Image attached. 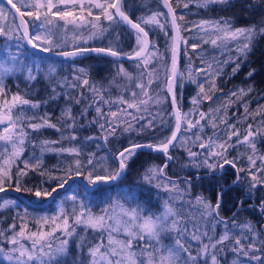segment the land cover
<instances>
[{
  "label": "snow or ice",
  "instance_id": "6c2138e0",
  "mask_svg": "<svg viewBox=\"0 0 264 264\" xmlns=\"http://www.w3.org/2000/svg\"><path fill=\"white\" fill-rule=\"evenodd\" d=\"M227 2L228 0H204L205 5ZM126 3L127 0H6V7H0V46L15 49V52L10 54L11 66H8L7 62L0 65V193L6 195L7 191L12 189L16 193L31 194L39 200L54 198L53 194L57 193L58 189H64L75 177H85L87 184L93 187L113 183L119 180L129 168V163L137 149L147 147L165 154L168 160H172L169 154L170 148L180 145L186 147L190 166L195 167L198 172L203 169L204 176L213 182L214 189L219 186V191H214L216 203L212 204L203 196L195 198L200 219L205 223L203 225L193 223L190 230L187 222H184V205L187 203L191 206L192 202L185 201L184 197L191 194L192 177L186 178L182 182L185 186L181 188L179 183L164 176L163 169L168 166L165 163L163 167L149 169L144 177L149 185L156 180L155 187H162L165 192L172 194L169 200L165 201L164 212L160 215L142 214L139 206L124 209L119 201H116V206L121 208L119 215L109 214L106 209L102 214L96 215L91 212L88 205L73 195L71 209L61 207L55 215L38 217L32 222V227H29L30 222L25 217L17 216L6 228L0 229V240L3 241L0 253H4L5 258L14 264H66L62 258L70 254V242L74 243V237H79L81 241L84 239L77 233L79 227L81 232L92 229L100 234L99 241L90 244L87 249L89 264H209V260L211 264H221L217 253H224L225 247L237 255V259L233 260L232 264H244L246 260L264 264V258L257 254L262 249L257 247L256 239L246 233L230 235L231 229L228 228V222L219 216L221 202L228 191L219 184V181L223 179L225 166H230L235 170L234 184L239 185L246 182L249 197L256 191L264 189V154H256V137L264 136V133L254 129L252 123H247L246 130L241 135V130L237 126L239 121L228 123L223 115L214 114L221 112L219 108L210 109L208 113L189 111L183 114L176 108L172 113L175 123L170 128V136L158 138L156 144L132 143L118 149L113 154L114 167L106 165L107 157L96 159L95 153L82 158V151L76 146H61L56 149L61 154L67 153L69 157L75 158L70 159L63 168L53 169L48 173L40 168V157H24L28 130L37 131L45 126L56 128L55 124L44 117L24 116V106L35 109L39 107V104L18 93L9 96L4 83L5 78L14 70L26 71L29 81L37 80L38 66L34 72L33 68L26 64V58L34 55L36 51L51 53L73 62L88 53L126 58L137 62L136 67L141 69L140 80L136 83L139 91H132L128 99L120 97L116 102L115 110H112V102L104 100L102 93L90 85L84 68H79V74L72 77L75 82L71 83L70 87L88 86L89 91L100 95V100L96 103L97 115L93 118V123L98 126L99 138L105 143L110 137H116L118 128L123 132L132 130L133 125L130 121L137 123L142 121L141 130L154 129L158 123L161 125L165 123L164 117L159 112L153 115L150 111L153 104L159 105L168 97L160 98L151 94V85L158 73L155 69L152 71H146V69L150 61L158 57L159 49L150 41L149 31L142 27V23L144 25L153 23L163 27L157 17L165 14L153 13L147 19L138 22L129 14ZM163 4L167 8L166 20L171 26L173 35L171 44L166 50L170 55L159 58L164 60L165 65L170 60V67L165 68L164 82L167 93L171 94L172 105L175 108L174 84L177 79H187L197 85V96L192 99L194 105L201 100H212V95L209 93L217 90L216 79L223 74V66L229 62L235 64L232 69L234 74L239 70L240 64L231 57L228 60L209 62L196 50L202 49L203 44L218 48L226 47L227 44L238 41L243 36L245 42L237 49L241 56L236 58L237 60L242 59L243 55L250 50L253 33L257 30L232 28L229 21H217L214 24L201 21L200 25L194 27L203 32L204 36L188 45L187 39L181 35L180 22L184 21V14L177 12L180 0H176V7L173 6V0H163ZM188 7V3L183 4L184 9ZM9 16L11 20L8 19ZM102 18L103 21L108 22V27L103 26ZM114 25L126 26L130 30L129 34L133 36L136 43V47L131 52H124L119 48L122 33L117 32ZM203 25H208L214 31H209ZM69 26L73 30L93 29L88 39L103 40L107 35L109 40H115V46L87 47L82 43H77L71 50H58L61 48V42L56 39L57 34L61 29L67 30ZM183 30L190 31V28L184 25ZM259 31L264 34V28ZM77 35H79L78 31ZM181 43L185 47H190L200 61V66L194 67L189 57L186 74L178 71ZM48 71L52 74L56 73L57 69L50 67ZM118 73L129 80L133 79V74L124 69L123 65L119 66ZM248 75H253V72H249ZM65 79L67 81V78ZM205 84L208 85V92L205 90ZM240 92L243 93L244 90L240 89ZM236 95L235 91L230 93L231 97ZM81 97L83 98L82 93ZM75 102L80 103V100ZM102 104L110 105L107 112L104 111ZM244 112L248 113L246 105ZM66 114L70 118L66 121L67 128L72 129L66 138L70 142L77 141L76 125L71 119L70 108L66 109ZM255 114L261 115L259 111ZM36 119L41 120V123L34 122ZM182 123L183 133L196 130L193 132L195 140L182 133ZM122 124L127 127L121 128ZM219 124H223L224 127L217 131ZM208 126L211 127L213 135H202L201 133ZM86 139L94 140L97 137L89 136ZM260 142L264 143V139ZM49 143L45 141L41 144L42 151L49 150L47 148ZM241 144H248L253 153L244 157L247 162L246 166L241 165V157L232 155V150ZM193 147L198 150H192ZM98 167L100 171H97ZM30 171L38 172L40 176L46 178L29 187V181H25L24 178ZM240 173L244 176L242 177ZM162 176H164L163 183L160 179ZM196 178L201 177L196 176ZM49 181H54V184ZM64 203L66 201H61V204ZM238 203L243 205L246 201H238ZM12 205L18 206L15 199L0 201V209ZM260 210L264 211V196L260 197ZM25 215H27V209H25ZM17 219L20 220L19 226L15 222ZM220 223H223L225 227L223 234L218 237L209 235L210 232H215L216 225ZM232 224L235 227V220ZM245 228L249 232L254 231L251 225H245ZM173 232L176 233L175 239L164 244L163 235ZM57 233L60 235L58 236ZM105 233L107 234L106 241ZM119 236H123V239L118 238ZM190 241L197 242L195 254ZM261 244L264 245V238H261ZM8 245L11 247H7ZM220 245H225V247H218ZM81 264H83L82 261Z\"/></svg>",
  "mask_w": 264,
  "mask_h": 264
},
{
  "label": "trees",
  "instance_id": "16d2710c",
  "mask_svg": "<svg viewBox=\"0 0 264 264\" xmlns=\"http://www.w3.org/2000/svg\"><path fill=\"white\" fill-rule=\"evenodd\" d=\"M184 3H188L189 7L187 9L183 8ZM173 6L176 7V0H173ZM126 8L132 18L138 22L147 19L153 13L165 14L157 17L160 23L163 24V27L153 23L147 25L142 23V26L145 27L146 31H149L150 41L159 49L158 57L152 59L146 69V71L155 69L158 73L151 85V94L160 98L168 97L164 81L166 78L165 68L170 67V60L165 65L164 60L159 58L160 56L170 55L166 50L171 44L172 33L170 24L166 20V10L160 0H127ZM177 12L184 14V21L180 22L182 25L181 35L187 39L188 45L204 36L203 32L194 27L195 25H200L201 21H208L210 24H214L217 21H229L232 28H251L257 30L253 33L250 50L247 54L243 55L242 59L237 60L236 58L241 56L237 49L242 47L245 42L243 36L238 41L227 44L226 47L218 48L210 44H203L202 49L196 50L206 57L209 62L228 60L231 57L236 63L240 64V67L233 74L232 69L235 67V64L229 62L224 65L223 74L216 79L217 90L209 93L212 95V100H201L196 105L192 103V99L197 96V85L187 79H178L176 101L182 114L189 111L208 113L210 109L219 108L221 112L214 114L223 115V118L228 123L239 121L240 123L237 126L241 130V135L246 130L247 123H252L254 129L264 133V34H261L259 31L264 28V0H228L227 3H208L206 5L204 0H180ZM184 25H187L190 31H184ZM103 26L108 27V22L103 21ZM113 27H116L117 32L122 33L119 48L124 52H131L136 47V43L133 36L129 34L130 30L126 26L114 25ZM203 27L209 31H214L208 25H203ZM109 30L111 31V29ZM77 31L79 35H77ZM92 31L94 30L90 28L73 30L71 26L67 30L61 29L56 37L61 42V48L58 50L72 48L77 43H82L84 46H115V40H109L107 35L103 40L98 38L88 39ZM181 48L179 72L186 74L189 57H191L194 67L200 66V61L190 47H185L181 43ZM13 52H15L14 48L5 49L0 46V60L10 61V54ZM136 63L135 60H117L111 56L97 55L95 53L77 58L74 62L63 58L40 56L35 53L27 57L26 64L28 67H32L34 72H36L38 66L37 80L29 81L27 80L26 71L14 70L4 81L8 94L11 96L18 93L24 98L38 103L39 107L35 109H31L27 105L24 106L23 115L44 117L50 120L52 124H55L56 128L45 126L37 131L28 130L29 134L26 140L24 157H40V168L48 173L53 169L63 168L70 159L75 158L69 157L67 153L61 154L56 149L61 146H76L81 149L82 158L88 154L95 153L96 159L107 157L106 165L114 167L113 154L123 146L138 142L156 144L158 138L169 136L174 118L168 97L163 103L159 105L153 104L150 108L153 115L159 112L164 117L165 123L163 125L158 123L154 129L145 128L141 130L142 121L140 123L130 121L133 125L132 130L123 132L118 128L116 137H110L109 141L105 143L99 138L100 131L98 126L93 123V118L97 115L95 107L96 103L100 100V95L89 91L88 86L78 88L69 86L75 82L72 77L79 74L78 69L84 68L90 85H93L95 89L102 93L104 100L111 101L112 110H115L116 102L120 97L128 99L132 91H139L136 88V83L140 80L141 69L136 67ZM120 65H123L124 69L133 74L132 80L118 73ZM50 67H55L57 69L56 73L50 74L48 71ZM249 72H253V75L249 76ZM65 78H67V81ZM144 79H147V77H144ZM240 89H243L244 92L241 93ZM205 90L208 92L207 84H205ZM233 91L237 93L235 97L230 96V93ZM81 93L83 94V98L81 97ZM217 97H220V99H217ZM76 100H80V103H76ZM245 105L248 108V113L244 112ZM101 106L105 112L110 107L109 104H102ZM69 108L71 109V119L75 121L76 125L75 134L77 141L74 142H70L66 138L72 132V129H68L66 124V121L70 120L66 114V109ZM257 111L261 115L257 116L255 114ZM34 122L41 123V120L36 119ZM123 127H127V125L122 124L121 128ZM223 127V124H219L217 131ZM195 131L193 129L192 131L183 133L182 123V133L193 140H195L193 136V132ZM201 134L212 136L213 131L208 126L205 127ZM89 136L97 137V139L87 140L86 138ZM233 139L235 140V138ZM262 139H264V136L258 135L256 137L257 155L264 154V143L260 142ZM45 141L50 142L47 145L49 150L42 151L41 144ZM192 150L198 149L193 147ZM169 154L172 156V160H169L167 168L163 169L164 176L179 183L181 188L185 186L182 182L186 178L192 177L191 194L184 197L185 201L192 202L191 206L187 203L184 205V222H187L191 230L193 223L198 225L205 223L204 220L200 219L195 198L203 196L211 201L212 204H215L214 191H219V186L214 189L213 182L204 176L203 169H200L198 172L195 167L190 166L186 147L176 145L174 148H170ZM252 154V150L248 144L238 145L232 150V155L241 157L242 166H246L247 163L244 157ZM166 159V155L162 153L138 149L129 163V168L118 181L101 184L90 190H86L78 181L73 180L65 190L57 193L45 208L29 207L17 196L10 193L3 194L0 196V201L3 199H15L18 206L12 205L0 209V229L6 228L17 216L25 217L30 222L29 227H32V222L38 217L55 215L61 207L71 209V197L73 195L88 205L93 213H101L106 207L119 201L124 207L133 208L139 206L142 214L160 215L164 210L165 201L169 200L172 194L165 192L162 187H155L156 180H153L152 184L149 185L144 177L149 169L163 167ZM97 171H100V167L97 168ZM240 175L244 176L243 173H240ZM164 176L160 178L162 183L164 182ZM196 176L201 178L197 179ZM45 178L40 176L38 172L34 173L30 171L24 179L25 181H29V187H31L33 184L40 183ZM82 178L86 181L85 177ZM235 179V170L230 166H225L223 179L219 181V184L223 185L228 191L221 202L219 216L228 222V228L231 229L230 235L233 233H246L254 237L257 247L262 249L257 254L264 258V245L261 244V238H264V211L260 210V197L264 196V189L256 191L249 197L245 186L246 182L237 185L233 183ZM49 183L54 184V181H49ZM22 194L35 201H42L44 199L38 200L31 196V194ZM61 201H66V203L61 204ZM238 201H246V203L241 205ZM25 209H27V215H25ZM233 220H235V227L232 224ZM15 222L19 226L20 220L17 219ZM245 225H251L254 231L249 232L245 228ZM77 229V233L81 234L80 228ZM224 231V224L220 223L216 225L215 232H210L209 235L218 237ZM57 235L59 236L60 233H57ZM73 241L74 243L70 242L69 245L70 254L63 257L62 260L66 261V264H81L80 259L84 257L87 242L84 240L80 241V248L78 249L74 247L78 243V240L73 238ZM190 243L195 254L197 242L190 241ZM0 246H3L2 240H0ZM7 247H11V245ZM218 247H225V245ZM4 255V253H0V264H6ZM217 255L221 260V264H232V261L237 259V255L227 247H225L224 253H217ZM209 264H211L210 260ZM244 264H259V262L246 260Z\"/></svg>",
  "mask_w": 264,
  "mask_h": 264
},
{
  "label": "water",
  "instance_id": "95a60500",
  "mask_svg": "<svg viewBox=\"0 0 264 264\" xmlns=\"http://www.w3.org/2000/svg\"><path fill=\"white\" fill-rule=\"evenodd\" d=\"M0 1L6 6V0H0ZM160 1H161L162 4H163V0H160ZM163 6H164V4H163ZM164 8H165L166 13H167V8H166L165 6H164ZM142 27H143V26H142ZM170 27H171V26H170ZM171 33H172V35H173V31H172V30H171ZM149 39H150V36H149ZM87 47H105V46H87ZM29 50L31 51V49H29ZM61 50H71V48H68V49H61ZM35 54L40 55V56H46V57H57V58H61V57H58V56H56V55H54V54H51V53H42V52H39V51H36ZM88 54H93V53H88ZM88 54H85V55H88ZM85 55H84V56H85ZM81 57H82V56H81ZM78 58H80V57H78ZM113 58H115V59H117V60H131V59H126V58H116V57H113ZM180 61H181V45H180V50H179V55H178V71H179V68H180ZM177 81H178V79H177ZM177 81H176L175 84H174V90H175V92H176ZM165 90H166V85H165ZM166 92H167V91H166ZM167 94H168V97H169V101H170V105H171L172 113L174 112V110H175L176 108H178L179 111L182 113L180 107L178 106L177 101H176V105H175V108H174V106H173L172 103H171V98H170L171 94H169V93H167ZM173 118H174V116H173ZM174 123H175V119H174ZM170 135H171V133H170ZM170 135H169V136H170ZM138 143H144V144H147V143H149V142H138ZM131 144H132V143H131ZM128 145H130V144H128ZM128 145H126V146H128ZM123 147H125V146H123ZM123 147H122V148H123ZM122 148H121V149H122ZM137 150H138V149H137ZM142 150H148V151H152V152H157V151H154V150L149 149V148H147V147L143 148ZM159 153H160V152H159ZM164 155H165V154H164ZM168 161H169V160L166 159L165 163H167ZM165 163H164V164H165ZM164 164H163V165H164ZM73 180L78 181L79 184H81L86 190H90V189L94 188L93 186L88 185L87 182H86L82 177H75ZM73 180H71V181H73ZM71 181H69V184H70ZM117 181H118V180H117ZM115 182H116V181H115ZM69 184H68V185H69ZM68 185H66L64 189H58L57 193H59V192L65 190V189L68 187ZM7 193H10V194H13V195L17 196L21 201L24 202L25 205H27V206H29V207H33V208H45V207H46V206H47V205L53 200V198H46V199H43L42 201H35V200H32V199L28 198L27 196H25V195L22 194V193H16V192H15L14 190H12V189H9V190L7 191ZM57 193H54L53 196H55ZM1 195H3V193H0V196H1Z\"/></svg>",
  "mask_w": 264,
  "mask_h": 264
},
{
  "label": "rangeland",
  "instance_id": "374dc122",
  "mask_svg": "<svg viewBox=\"0 0 264 264\" xmlns=\"http://www.w3.org/2000/svg\"><path fill=\"white\" fill-rule=\"evenodd\" d=\"M0 7H6L2 2H0ZM8 19L9 20H11V17L9 16L8 17ZM2 48H4L3 46H1ZM6 49V48H5ZM181 52H182V48H181ZM8 63V66H11V61H5V60H0V65H3V64H5V63ZM174 124V123H173ZM172 124V125H173ZM123 208L124 209H128L129 207H124L123 206ZM107 211H108V213L109 214H113V215H119L120 213H121V208H119V207H117L116 206V204H112V206L111 207H106L105 208ZM104 209V210H105ZM103 212V211H102ZM102 212L101 213H93V214H96V215H100V214H102ZM163 212H164V210H163ZM162 212V213H163ZM79 228V227H78ZM78 230V229H77ZM79 236H82L84 239V241H86L87 242V246H86V249H85V251H84V257H83V259H80L82 262H83V264H89V256H88V251H87V249H88V247H89V245L90 244H94V243H96V242H98L99 241V239H100V234L99 233H97L96 231H94V230H92V229H88V230H86V231H83V232H81V234H79ZM175 237H176V233H171V234H164L163 235V243L164 244H168V243H170L173 239H175ZM106 238H107V234L105 233L104 234V239H105V241H106ZM118 238H121V239H123V236H119ZM74 239H76V240H78V243H76L75 245H74V247L75 248H80V239H79V237H74ZM56 243H58V241H56ZM141 243H143V242H141ZM5 256V255H4ZM5 262H6V264H14V262H12V261H8L6 258H5Z\"/></svg>",
  "mask_w": 264,
  "mask_h": 264
}]
</instances>
